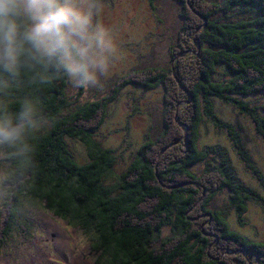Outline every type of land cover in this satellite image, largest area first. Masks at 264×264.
<instances>
[{
    "label": "trees",
    "instance_id": "obj_1",
    "mask_svg": "<svg viewBox=\"0 0 264 264\" xmlns=\"http://www.w3.org/2000/svg\"><path fill=\"white\" fill-rule=\"evenodd\" d=\"M179 1L181 24L171 68L135 70L109 95L76 109L68 95L72 74L59 56L25 45L17 66L8 69L0 54V123L20 130L0 143L9 168L2 183L0 262L30 201L87 238L71 264H264V242L233 230L225 213L211 206L219 192L228 191L241 220L249 201L264 204V199L236 182L224 151L212 148L222 155L216 162L199 147L208 118L228 132L264 189L263 172L214 103L221 100L250 116L264 138V102L251 107L238 98L264 96V0ZM237 13L243 18L234 20ZM17 23L23 32L32 21L21 13ZM73 58L84 62L75 51ZM131 83L165 89L162 131L141 145L137 160L116 176L115 186H108L116 157L94 135L110 104ZM68 139L84 145L86 163L73 156ZM202 162L204 170L197 175L193 168ZM165 226L173 228V235L162 238Z\"/></svg>",
    "mask_w": 264,
    "mask_h": 264
},
{
    "label": "rangeland",
    "instance_id": "obj_2",
    "mask_svg": "<svg viewBox=\"0 0 264 264\" xmlns=\"http://www.w3.org/2000/svg\"><path fill=\"white\" fill-rule=\"evenodd\" d=\"M74 3L78 8L90 13V32L98 27L105 30L110 46L101 49L93 43L83 58L84 62L89 64L92 80L81 78V74H72L68 90L72 108L76 109L109 95L119 79L125 76L134 77L135 70L148 67L171 68L174 61L173 45L178 39L181 24L179 14L182 4L179 0H153V6L150 0H74ZM232 18L239 20L243 16L237 13ZM218 70L221 74L223 69ZM164 97L163 86L147 90L131 83L125 86L117 99L110 104L105 122L94 135V140L111 148L116 157L115 175L107 179L108 186H115L116 176L137 160L141 145L157 138L161 133ZM238 98L249 102L251 107H259L264 102V96L260 94ZM214 103L216 113L223 121L233 125L252 162L264 174V138L257 132L253 119L221 100H214ZM259 114L262 115L263 111ZM205 119L201 125L199 147L206 152V159L220 161L222 155L213 152L212 148L224 151L226 163L230 172L235 175L236 182L256 191L261 199H264V189L260 181L240 158L228 132L224 128L215 127L208 118ZM68 145L70 152L80 163L88 161L87 150L81 142L68 139ZM171 147L172 145L167 146L165 150ZM204 167L202 162L195 166L193 171L199 175ZM8 172L5 156L0 150V206L3 198L2 183ZM212 204L214 210L225 213L233 230L250 240L264 242L262 201H249L248 209L241 220L230 203L228 191L219 192ZM21 214L22 223L2 250L4 259L0 264H71L73 254L84 251L87 238L76 234L70 226L54 218L41 205L26 201ZM172 235L171 226L161 229L162 238Z\"/></svg>",
    "mask_w": 264,
    "mask_h": 264
},
{
    "label": "clouds",
    "instance_id": "obj_3",
    "mask_svg": "<svg viewBox=\"0 0 264 264\" xmlns=\"http://www.w3.org/2000/svg\"><path fill=\"white\" fill-rule=\"evenodd\" d=\"M26 14L32 21L21 32L17 17ZM91 15L78 8L74 0H0V54L8 69L15 68L25 45L46 56H59L69 73L92 80L89 64L82 59L93 43L101 49L110 46L103 28L90 32ZM19 128L0 123V143L18 136Z\"/></svg>",
    "mask_w": 264,
    "mask_h": 264
}]
</instances>
